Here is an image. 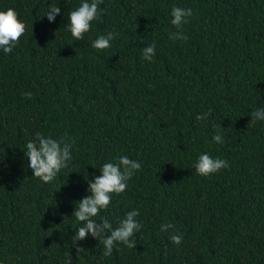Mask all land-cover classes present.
Listing matches in <instances>:
<instances>
[{"label":"trees","instance_id":"16d2710c","mask_svg":"<svg viewBox=\"0 0 264 264\" xmlns=\"http://www.w3.org/2000/svg\"><path fill=\"white\" fill-rule=\"evenodd\" d=\"M49 3L60 10L51 25ZM78 4L0 0L25 23L13 50L0 52V264H264V121L250 120L264 107V0H102L75 40L64 25ZM173 5L193 10L179 28ZM109 31L110 48L91 46ZM214 124L223 144L211 139ZM35 135L73 145L48 183L22 159ZM203 152L228 167L197 174ZM118 155L142 167L95 219L115 227L135 208L142 227L133 248L117 243L105 256L94 238L76 241L71 213L85 180Z\"/></svg>","mask_w":264,"mask_h":264},{"label":"clouds","instance_id":"9594fccd","mask_svg":"<svg viewBox=\"0 0 264 264\" xmlns=\"http://www.w3.org/2000/svg\"><path fill=\"white\" fill-rule=\"evenodd\" d=\"M64 2L67 4L69 0H64ZM101 2L102 0H79L78 6L73 7L67 14V22L64 25L65 31L70 33L75 40H80L83 34L89 31L91 22L99 19L103 11L99 8ZM59 15L58 7L49 3L45 7L42 17L47 24L51 25ZM169 15L171 17L170 24L179 28L187 23L188 18L193 15V10L188 7L173 5ZM24 31L25 23L18 19V13L15 9L11 7L0 9V52L10 53ZM180 36L179 32L169 33V39L172 40L178 39ZM112 39L113 33L109 31L97 35L92 40L91 46L96 49L110 48ZM155 49V42L146 45L141 53L142 58L151 61L155 55ZM196 119H207V113L198 114ZM250 120L253 124L257 121H264V107H255L250 114ZM213 127L216 131L211 137L212 141L223 144L222 127L219 124H214ZM72 148V143L63 139H55L47 135H35L31 138V142L25 144L22 159L31 176L39 178L43 183H48L53 181L61 169L67 166L72 158ZM141 167L142 164L139 160L130 159L126 155H118L99 166V175L93 174L91 179L85 180L87 195L75 201L78 203H74L71 213V216L79 222L74 235L76 241L84 239L86 236L94 238L102 244L105 256L111 255L113 247L117 243L134 247L136 244L133 239L134 234L142 227V222L137 219L140 215L138 209L133 208L127 211L123 218L116 222L115 227L107 217L100 216L99 219H95V217L108 207L112 199L111 194L125 191L127 182ZM193 167L197 174L209 176L222 168H227L228 161L220 157L210 156L208 152H203L198 155ZM82 171L84 172V168ZM173 228L171 223L160 225L161 231ZM182 239L183 236L178 231H173L169 235V240L177 245Z\"/></svg>","mask_w":264,"mask_h":264}]
</instances>
